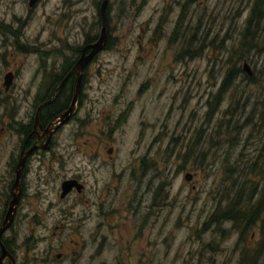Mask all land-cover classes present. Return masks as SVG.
Returning a JSON list of instances; mask_svg holds the SVG:
<instances>
[{
    "label": "rangeland",
    "instance_id": "1",
    "mask_svg": "<svg viewBox=\"0 0 264 264\" xmlns=\"http://www.w3.org/2000/svg\"><path fill=\"white\" fill-rule=\"evenodd\" d=\"M103 1L41 0L31 9L29 0H0V128L7 125L5 133L0 132V175L6 173L4 167L18 141L11 134L9 121L15 118L19 123L27 115L29 101L41 88L40 78L30 76L31 61L36 57L30 59L29 51L41 45L77 47L89 37H93V44L101 32ZM245 3L246 0H109L106 9L109 38L105 43L109 40L110 49L100 51L90 65L84 91L87 99L74 121L60 133V168H74L71 177L81 173L89 182L105 175L97 177V172L80 163L78 157L85 161L89 145L101 143L107 148L113 143L119 149L121 166L132 163L131 152L137 150L155 158L162 173L165 166L170 167L169 171L172 169L171 179L167 178L173 182L168 196L171 204L167 208L174 207L162 209L158 219L154 215L147 223H135L128 212H122V219L120 214L112 217L102 231L106 248L98 255V240L84 252L79 249L81 240L86 246L93 236L90 228L95 222L64 224L63 233L57 236L53 234L57 225L54 209L46 217V224L27 221L16 224L18 254L35 251L42 254L51 249L66 252L67 260L60 264H75L80 258L81 264H235L240 251H254L261 239L257 224L227 220L206 223L214 215L211 212L220 214L226 203L239 201L229 187L230 182L225 181L228 164H233L241 152L243 157L253 158L263 143L261 132H250L249 127L236 133L234 139L224 130L216 136L210 134L220 129L218 123L225 109L235 105L231 111L238 123L247 117L246 113L239 115L243 100L234 97L243 90L250 94V99L243 103L248 106L245 111L250 107L253 120L261 114L263 105L258 102L263 95L259 84L264 86L261 78L264 55L244 59L251 72L249 77L253 75L258 82L247 84L237 77L232 87L237 92L231 95L229 89L221 97L218 109L213 114L206 113L207 102L221 83L223 59L232 37L234 47L237 45L238 28L247 9ZM190 49L193 53L189 57L185 54ZM15 71L18 79L6 91L5 77ZM148 81V88L138 95V88ZM12 98L21 101L15 108L11 107ZM121 109L128 110V120L115 124L109 132L108 125L115 117L109 113ZM198 136L201 144L197 149H189L185 158L183 146L190 139L196 142ZM175 138L179 143L173 142ZM79 143L82 152L75 151ZM184 170L193 176L191 180L184 178ZM65 172L68 171H60V180ZM131 184L127 178L118 198L125 197L122 193L133 194L135 187L130 188ZM245 193L247 188L243 190V198L248 197ZM56 194L55 189L51 198L57 203ZM105 198L99 190H91L78 199L73 196L69 202H60V206L69 209L77 199L75 212L82 208L88 214L97 212L101 204L106 205ZM32 204L41 212L48 208V202ZM93 251L96 258L89 260Z\"/></svg>",
    "mask_w": 264,
    "mask_h": 264
},
{
    "label": "flooded vegetation",
    "instance_id": "2",
    "mask_svg": "<svg viewBox=\"0 0 264 264\" xmlns=\"http://www.w3.org/2000/svg\"><path fill=\"white\" fill-rule=\"evenodd\" d=\"M30 1L28 2L29 7ZM40 1L38 0L36 5ZM94 49L91 42L85 41L84 44L77 47L76 45H41L29 51L31 52L30 59L36 57L31 61L30 76L32 79L40 78L41 88L34 95L32 102L29 101L27 115L21 118L19 123L13 118L8 125L12 136H16L18 141H15V147L11 149L9 160L4 167L6 173L0 175V233L11 206L16 204L17 206L12 225L0 235V264H60L67 260L66 252L53 249L45 250L42 254H38L36 251L17 253V242L14 236L16 224H23L24 221H27V224H46V217L50 216L54 209L57 211V225L53 228L54 235L60 236L63 233L64 224L96 223V226L94 223L90 228V236L94 233L93 236L86 241V246L81 240L79 249L84 252L98 240L100 244L96 253L98 255L106 248L105 233L102 234V231L105 222L111 223L112 217L120 214L122 219V214L128 212L127 215L135 223H147L154 215H157L158 219L160 211L171 204L168 196L171 195L169 188L173 182L167 178L171 179L172 169L169 171L170 167L165 166V171L162 173L155 158L151 157L150 159L149 156L141 155L137 150L131 152L133 158L130 161L132 163H123L121 166V158L118 157L119 149L116 150L117 146L111 141V144L106 146L107 148H104L101 143L89 145L85 161L78 157L81 164L88 165L87 170L91 169L97 172V177L105 174L100 178L91 179L89 183L83 179L81 173H75L71 177L74 168L73 170L60 168V165L62 166L60 133H64V130L74 121L76 113L79 112L78 109L87 99L84 91L90 65L95 62L94 59L100 51L107 50L105 45L98 52H95ZM66 52L68 54H65ZM17 73L16 71L9 73L13 76V84L18 79ZM76 83L80 85V89L75 95ZM149 85V81L143 83L138 88V95H142L144 93L142 90L147 89ZM12 100L11 107H17L19 100L16 98H12ZM25 100L28 99L25 98ZM126 111L128 110L121 109L115 114L109 113L111 116L115 115L108 125L109 132L115 124L128 120L129 113ZM142 124L143 122L141 126ZM6 126L3 125L0 132L5 133ZM94 131L97 132L96 129ZM95 132H93L94 135H97ZM173 142L179 143L176 138ZM184 143H186L185 140H183ZM1 144L0 141V147ZM80 146L79 143L75 149L76 152L84 150ZM185 147L187 145L183 146V154L186 158ZM166 163L170 164L171 162ZM60 171H68L62 174L61 180ZM188 173L184 170V175ZM192 177L191 175L190 178ZM18 178L19 184L17 183ZM127 178L132 183L129 187H135L133 194L122 193L125 197L118 198ZM70 184L72 185L70 186ZM55 189L57 190V203L51 198L52 191ZM91 190L93 192L99 190L102 198L106 196V205L101 204L97 212L92 211L87 214L82 208L79 212H75L79 196H84ZM73 196H77V199H74L71 208L64 209L60 206V202H69ZM162 196L167 203L163 202ZM33 202H48V208L41 212L33 206ZM171 207L174 205H170L167 210ZM143 212H145L144 215ZM157 219L155 218V220ZM27 250L30 251V247ZM80 256L85 257L84 254ZM94 258L96 255L93 251L89 254L88 259L94 260ZM81 260V258L76 260L75 264H81Z\"/></svg>",
    "mask_w": 264,
    "mask_h": 264
},
{
    "label": "trees",
    "instance_id": "3",
    "mask_svg": "<svg viewBox=\"0 0 264 264\" xmlns=\"http://www.w3.org/2000/svg\"><path fill=\"white\" fill-rule=\"evenodd\" d=\"M189 1L193 2L194 0ZM245 8L247 9L245 10L243 21L240 23L238 28V35L236 38L237 45L234 47V43L232 42L233 34H231L232 38L230 47L227 48V54H225L226 58L223 59V67L225 69L221 76V83L215 91L216 93L212 94L207 102L208 111L206 113L208 115L213 114V112L218 109V104L221 97L228 93L229 89L232 90L231 95L234 92H237L235 88L232 89L234 86L233 83L236 82L237 77L244 79V81L246 80L247 84H256L258 82L255 81L256 78L253 75L249 77L246 72H244V69L241 65L244 59L248 60L253 55H264V0H246ZM106 9L108 11V4ZM107 38H109V35ZM224 38L227 40V35H225ZM91 39H93V37H89L85 41L91 42ZM108 42L109 40L105 43V46L106 48L108 47L110 49V44ZM221 42L223 43V38ZM200 43H202V41H200L199 44ZM225 49L226 47H222V50ZM192 50L193 49H190V53L189 51H186L187 53L185 55L190 57V55L193 53ZM261 78L264 80V72H262ZM259 85L261 86L259 90L263 94L260 102H258L259 104L263 105V107H261V114L254 120L252 119L254 112L250 110V107L246 112L245 109L248 106L247 104H243L246 102V99H250V94L247 95V91L240 90V94L237 95V97L235 94L234 97L236 100H243L241 108H239V115L242 116L246 113L247 117H245L241 123H238V119L234 117L235 112L231 111L235 105L230 109H225L222 111L223 117L218 123L220 129L213 130L214 133L210 134V136H216L218 133H220V131L224 130V132L228 134L230 138L234 139L236 138V133L238 134L245 127H249L250 132L259 131L262 134L261 137H263V143L257 147L258 152L253 158H250V156L243 157L244 153L241 152L233 159V164H228V168L226 169L227 179L225 181L230 182L229 187L231 191L235 192L236 197H238L237 200L239 201L236 200L238 203H235V201L226 203V205L220 210V214L215 213V211L214 213L211 212L210 215H214L207 218L206 222L223 223L227 220L231 223H249L250 225H258L260 228L259 231L261 239L256 242L253 248L254 251H240L239 257L235 264H264V86L262 87L261 84ZM257 105L258 104H253L254 107H257ZM250 132H248L247 136L245 137L246 141L247 138H249ZM198 141L199 136L197 137L196 142L193 141V139L192 141L190 139L187 147H185L186 153L189 152V149H197L201 144H198ZM234 164L236 166H234ZM252 178L256 179L255 182ZM257 180H259L258 183L256 182ZM244 187L247 188L248 191V193H245L248 194L247 198H243L244 195L242 193L243 190L245 191Z\"/></svg>",
    "mask_w": 264,
    "mask_h": 264
},
{
    "label": "water",
    "instance_id": "4",
    "mask_svg": "<svg viewBox=\"0 0 264 264\" xmlns=\"http://www.w3.org/2000/svg\"><path fill=\"white\" fill-rule=\"evenodd\" d=\"M38 0H31L30 1V7H34L36 5ZM109 2V0H104L103 3H101L100 5V11L102 13L101 15V23H102V27H101V32L99 34V38L92 44V46L95 48V52H98V50L101 49V47L105 44V41L107 40V20H106V15H107V11H106V7H107V3ZM83 58L81 59V61L83 62ZM244 69V71L246 72V74L248 76L251 75V72H250V69H249V66L246 65V61L244 60L242 62V65H241ZM12 82H13V76L10 74V75H7L5 77V82H4V86L6 88V91H8L9 87L12 85ZM77 85V88L75 89V95L79 92V89H80V85L78 83H76ZM76 101V100H75ZM191 175L188 173V174H185L184 175V178H186L187 180L188 179H191L190 178ZM17 183L19 184V178H18V181ZM65 189V188H64ZM16 205H12L8 214H7V219H6V222L5 224L3 225L2 229H1V233L0 235H2L12 224V221H13V218H14V213H15V210H16Z\"/></svg>",
    "mask_w": 264,
    "mask_h": 264
}]
</instances>
